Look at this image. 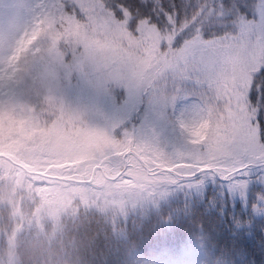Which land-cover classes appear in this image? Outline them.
Masks as SVG:
<instances>
[{"label": "rangeland", "instance_id": "obj_1", "mask_svg": "<svg viewBox=\"0 0 264 264\" xmlns=\"http://www.w3.org/2000/svg\"><path fill=\"white\" fill-rule=\"evenodd\" d=\"M65 1L77 12L68 13L60 0H13L24 14L34 3L39 6L34 13V37L52 41L49 54L56 59L64 94L76 109L67 114L58 111L50 122L24 117L15 124L20 136L36 141L33 147L72 153V158L48 167L83 168L73 171L71 175L76 178L69 175L65 179L77 185L91 184L92 188L80 192L81 198L93 195L102 204L109 193L93 191L104 183L97 173L112 179L121 167L118 156L130 149L139 154L148 169L169 171L157 173L154 169L144 177L145 183L156 184L148 193L132 194L102 206L85 204L69 216L85 211L111 215L113 219L130 213L146 216L160 202L187 194L195 196L213 180L209 172L178 181L171 172L190 175L176 170L196 167L203 172L211 168L224 176L250 162L238 149L242 107L235 85L246 76L241 67L221 62L206 70L189 60V67L179 69L143 38H133L127 29V14L118 21L97 0ZM3 2L0 0V5ZM144 27L141 22L137 32ZM135 111L138 121L134 132L121 130ZM192 154L205 162L198 166L185 163L183 158ZM124 159L128 165L120 175L127 176L129 169L138 165L128 155ZM259 173L264 176L263 171ZM248 185L244 177L225 184L233 194Z\"/></svg>", "mask_w": 264, "mask_h": 264}, {"label": "clouds", "instance_id": "obj_2", "mask_svg": "<svg viewBox=\"0 0 264 264\" xmlns=\"http://www.w3.org/2000/svg\"><path fill=\"white\" fill-rule=\"evenodd\" d=\"M36 11V3L27 14L19 12L13 0L0 5V264H72L68 248L73 240L61 228L64 217L82 205L122 201L156 185L145 183L149 170L140 165L93 189L108 192L107 202L93 195L81 198L80 192L92 185H77L65 177L83 168L48 167L73 154L33 147L36 141L22 139L15 126L20 119L50 122L58 111L76 110L64 94L56 59L49 54L52 41L34 37Z\"/></svg>", "mask_w": 264, "mask_h": 264}, {"label": "trees", "instance_id": "obj_3", "mask_svg": "<svg viewBox=\"0 0 264 264\" xmlns=\"http://www.w3.org/2000/svg\"><path fill=\"white\" fill-rule=\"evenodd\" d=\"M98 1L104 8L137 2ZM60 4L68 13L77 12L64 0ZM137 119L138 111L129 114L121 130L133 133ZM259 171L264 169L247 170L249 185L237 194L225 186L228 180L214 176L195 196L166 199L147 216L131 214L114 222L85 211L64 217L61 228L73 240L69 258L72 264H264V176Z\"/></svg>", "mask_w": 264, "mask_h": 264}, {"label": "snow or ice", "instance_id": "obj_4", "mask_svg": "<svg viewBox=\"0 0 264 264\" xmlns=\"http://www.w3.org/2000/svg\"><path fill=\"white\" fill-rule=\"evenodd\" d=\"M105 8L116 20L124 19L127 13L133 38H143L179 69L189 67V60L206 70L217 63L232 62L246 73L235 91L242 107L238 149L250 162L237 169L239 174L232 172L226 178L211 168L176 171L190 174L185 179L210 172L238 182L249 168L264 169V0H137L135 4L106 3ZM141 22L145 27L137 32ZM183 159L197 166L205 162L197 160L195 154Z\"/></svg>", "mask_w": 264, "mask_h": 264}]
</instances>
